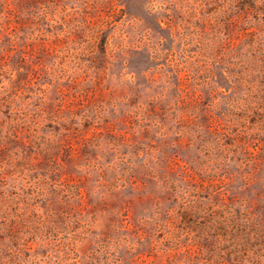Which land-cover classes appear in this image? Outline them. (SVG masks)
<instances>
[{
	"label": "rangeland",
	"instance_id": "1",
	"mask_svg": "<svg viewBox=\"0 0 264 264\" xmlns=\"http://www.w3.org/2000/svg\"><path fill=\"white\" fill-rule=\"evenodd\" d=\"M0 264H264V0H0Z\"/></svg>",
	"mask_w": 264,
	"mask_h": 264
}]
</instances>
